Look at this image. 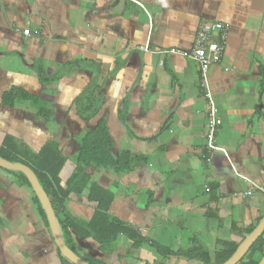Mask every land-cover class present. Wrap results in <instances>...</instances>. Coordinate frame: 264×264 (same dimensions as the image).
<instances>
[{"label": "crops", "instance_id": "1", "mask_svg": "<svg viewBox=\"0 0 264 264\" xmlns=\"http://www.w3.org/2000/svg\"><path fill=\"white\" fill-rule=\"evenodd\" d=\"M208 22L229 25L222 59L208 74L222 121L218 149L208 146L209 102L197 62L161 53L191 50ZM37 61L58 79L41 81ZM12 87L38 97L40 114L29 100L5 106L2 95ZM101 120L114 153L130 150L137 159L126 173L86 172L114 193L109 213L145 241L134 247L120 234L106 252L92 238L74 236L81 258L206 264L184 254L203 248L214 263L225 242L241 244L244 230L264 218V0H0V149L9 137L33 151L54 142L67 160L60 173L66 182L80 138ZM87 192L64 203L80 220L95 211ZM34 196L0 167V264H67Z\"/></svg>", "mask_w": 264, "mask_h": 264}, {"label": "trees", "instance_id": "2", "mask_svg": "<svg viewBox=\"0 0 264 264\" xmlns=\"http://www.w3.org/2000/svg\"><path fill=\"white\" fill-rule=\"evenodd\" d=\"M44 67L40 61L35 64V71L39 79L43 82L55 81L58 78H48ZM84 94L79 95L75 103H81ZM31 101L39 109V98L28 93L26 90L12 87L2 95V103L5 106H14L18 101ZM78 115L88 118L86 108L78 107ZM46 114L47 111L45 110ZM40 114V109H39ZM0 156L11 161L19 162L29 166L36 174L40 184L49 196L59 222L60 231L63 239L73 251V237L77 236L81 240L92 238L95 240L102 251L110 252L114 247V241L120 234L126 235L133 241L134 247H139L145 241L137 229L123 223L109 213L110 206L114 200V193L102 187L96 182H91L90 175L86 168L90 166L102 169H112L117 173H126L132 170L136 157L130 150H123L118 154L113 151V141L104 120L89 129L79 140V152L74 161V169L66 182H63L60 173L67 162L62 155L58 144L47 142L39 151H33L27 146H19L14 138L9 137L0 149ZM17 174V180L22 185L31 187L28 179L22 172L13 171ZM87 189V199L95 205V211L89 220L75 218L65 208V200L74 193L81 195ZM38 201L37 197L34 196ZM45 217V212L40 208ZM254 227L244 230L243 235L253 231ZM244 235V236H245ZM240 242H225L223 251L216 252V260L211 263L209 252L203 248L192 247L189 252L184 254L186 257L203 261L206 264H218L228 260L237 250ZM163 256L181 255L169 249L160 250ZM256 252L264 255V231L255 241L247 254L237 264H258L261 260H255ZM67 264H73L65 259Z\"/></svg>", "mask_w": 264, "mask_h": 264}, {"label": "built area", "instance_id": "3", "mask_svg": "<svg viewBox=\"0 0 264 264\" xmlns=\"http://www.w3.org/2000/svg\"><path fill=\"white\" fill-rule=\"evenodd\" d=\"M229 32V25L223 22H208L204 23L198 30L197 36L194 42V46L191 50H179L176 48H172L169 50H162L161 53H173L180 54L185 57H190L195 60L199 66L200 72V81L202 83V87L205 90L206 97L209 102V114H208V146L211 149H218V147L214 143L215 135L217 132L218 126L221 124V119L218 115V108L215 104V101L212 97L210 91V83H209V69L212 64L220 62L224 53V49L226 46V37ZM24 35H29V31L25 30L23 32ZM212 35H216V39H212ZM224 151V149H222ZM252 182V181H251ZM252 188L260 189L259 186H256L254 182H252ZM249 190V193L253 191V189Z\"/></svg>", "mask_w": 264, "mask_h": 264}, {"label": "water", "instance_id": "4", "mask_svg": "<svg viewBox=\"0 0 264 264\" xmlns=\"http://www.w3.org/2000/svg\"><path fill=\"white\" fill-rule=\"evenodd\" d=\"M0 167L8 170L22 172L26 176L46 214L54 242L60 253L73 264H90L85 259L81 258L75 251L69 248L64 241L52 202L46 191L40 184L35 172L29 166L23 163L11 162L1 156ZM263 231L264 218L260 221L258 226L246 236V238L238 246L234 254L222 264H237L247 254V252L250 250L255 241L260 237ZM258 264H264V255Z\"/></svg>", "mask_w": 264, "mask_h": 264}, {"label": "rangeland", "instance_id": "5", "mask_svg": "<svg viewBox=\"0 0 264 264\" xmlns=\"http://www.w3.org/2000/svg\"><path fill=\"white\" fill-rule=\"evenodd\" d=\"M234 159V158H233ZM236 163V162H235ZM122 178V177H121ZM123 186H125V188L128 186H133V183H130L128 180H123L122 182ZM143 257V256H142Z\"/></svg>", "mask_w": 264, "mask_h": 264}, {"label": "bare ground", "instance_id": "6", "mask_svg": "<svg viewBox=\"0 0 264 264\" xmlns=\"http://www.w3.org/2000/svg\"><path fill=\"white\" fill-rule=\"evenodd\" d=\"M11 171H13V170H11Z\"/></svg>", "mask_w": 264, "mask_h": 264}]
</instances>
